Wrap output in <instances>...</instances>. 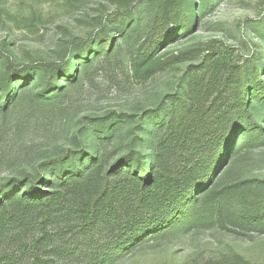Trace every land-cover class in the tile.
Segmentation results:
<instances>
[{
	"label": "trees",
	"instance_id": "trees-1",
	"mask_svg": "<svg viewBox=\"0 0 264 264\" xmlns=\"http://www.w3.org/2000/svg\"><path fill=\"white\" fill-rule=\"evenodd\" d=\"M209 2L201 0L200 10ZM193 5L151 0V32L134 70L156 65L159 46L186 31ZM119 15L109 23L124 35L129 21ZM170 25L174 32H167ZM97 37L74 44L67 61L18 65L0 55L2 113L31 83L46 102L87 78L102 53L106 63L113 39L107 29ZM202 52L186 71L184 91L161 106L139 116L85 115L71 148L0 181V264H114L223 206L243 228L264 233V181L215 189L243 148L264 139V57L261 68L249 70L232 64L227 49L212 45Z\"/></svg>",
	"mask_w": 264,
	"mask_h": 264
},
{
	"label": "rangeland",
	"instance_id": "rangeland-1",
	"mask_svg": "<svg viewBox=\"0 0 264 264\" xmlns=\"http://www.w3.org/2000/svg\"><path fill=\"white\" fill-rule=\"evenodd\" d=\"M188 1H194V15L186 31L177 30L159 46L155 66L134 70V59L151 32V0H0V55L18 65L67 61L74 44L96 41L103 29L115 45L106 63L102 53L88 77L66 86L60 96L41 101L31 83L8 113L0 110V181L33 171L71 148L85 115L139 116L161 106L184 91L188 67L200 61L207 46L227 49L232 64L261 68L264 0H210L203 10L201 0ZM112 14L129 21L124 35L114 30V21L109 23ZM238 180L263 184L264 139L243 148L241 160L229 165L215 189ZM226 208L220 213L208 208L202 220L176 228L114 264H264V233L243 228L234 220V210Z\"/></svg>",
	"mask_w": 264,
	"mask_h": 264
}]
</instances>
